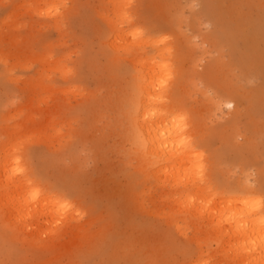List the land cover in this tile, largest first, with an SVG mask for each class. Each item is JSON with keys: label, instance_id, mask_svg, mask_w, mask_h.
Returning a JSON list of instances; mask_svg holds the SVG:
<instances>
[{"label": "rangeland", "instance_id": "374dc122", "mask_svg": "<svg viewBox=\"0 0 264 264\" xmlns=\"http://www.w3.org/2000/svg\"><path fill=\"white\" fill-rule=\"evenodd\" d=\"M125 9L127 34L139 28L170 48L166 57L181 76L177 97L204 133L215 182L260 188L264 0H129ZM113 17L107 0H0V126L4 114L10 130L21 124L25 138L14 143L24 147L26 165L83 211L79 226L40 247L0 222V264H194V225L181 221L187 238L170 227L163 215L170 203L135 172L126 136L135 65L115 57ZM156 54L145 48L144 57ZM58 65L71 72L54 71ZM209 243L199 245V264H232L216 239Z\"/></svg>", "mask_w": 264, "mask_h": 264}, {"label": "bare ground", "instance_id": "6f19581e", "mask_svg": "<svg viewBox=\"0 0 264 264\" xmlns=\"http://www.w3.org/2000/svg\"><path fill=\"white\" fill-rule=\"evenodd\" d=\"M50 1L58 6L62 0ZM107 1L113 7L114 17L110 22L112 46L117 52L115 57L117 60L123 56L131 57L135 65V70L128 72L131 93L126 112L130 128L126 136L139 182L153 184L160 190L159 200L170 203L163 215L177 233L187 236L182 232L181 221L194 225V236H199L194 240V264H199L203 257L200 243H211L215 239L221 248L217 250L224 251L228 262L264 264V184L256 189L244 179L228 184L215 182L202 145L204 133L197 127L191 111L177 97L181 76L171 59L166 57L170 48L163 45L165 39H153L139 28L127 34L124 27L132 22L125 9L129 0ZM52 9H55L51 11L54 15L60 12L59 7ZM150 45L157 54L144 57L145 48ZM37 59L48 60L45 55H39ZM61 65L54 71L63 75L71 72ZM190 77L194 82L195 75ZM38 83L32 88L36 89ZM1 118L0 129L4 132L1 131L0 144L5 145V153L3 161L0 160V222L10 230H18L20 235L25 233L19 238L31 246H42L45 238H50L47 242L53 243L62 231L69 233L79 226L82 208L70 204L63 192L41 185L23 159L24 147L14 143L15 137L25 138V133L22 135L20 131L21 124L10 130L9 114ZM26 119L31 118L27 116ZM68 212L69 218L63 221L60 217ZM79 233H82L81 228Z\"/></svg>", "mask_w": 264, "mask_h": 264}]
</instances>
